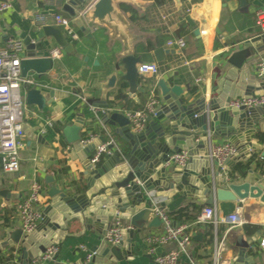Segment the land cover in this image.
<instances>
[{
    "label": "crops",
    "instance_id": "0c3cea01",
    "mask_svg": "<svg viewBox=\"0 0 264 264\" xmlns=\"http://www.w3.org/2000/svg\"><path fill=\"white\" fill-rule=\"evenodd\" d=\"M9 1L12 6L0 13V47H4L11 38L22 42L28 36L34 38L40 29L37 26L40 17L48 16L51 19L47 24L55 25L52 17L56 14L64 15L72 21L78 39L72 40L66 36L69 47L67 50L62 47L63 54L60 59L54 61L53 70L41 79H38L34 72H29L27 77L35 84L22 86L24 100L26 91L32 87L55 90L63 94V108L58 113L63 116V123L55 121L57 115H53L52 107L39 110L33 106L32 112L35 115H28L26 126L32 130L43 126L34 131V134L42 135L45 142L29 139L25 133V146L20 151L21 168L18 173H5L0 159V237L4 235L5 228L22 229L18 207L28 197L32 182L37 181L43 186V194L37 203V208L42 214L50 203V185L45 181L46 176H53L57 188L68 195L85 191V166L80 156L70 153V147L62 134L65 125L72 124L79 117L82 118L83 140H88L94 135L96 140L93 142H112L113 146L119 149L115 155L121 154L128 144L116 134L117 126L104 124L105 115L102 110L109 108L111 111L108 115L141 111L146 109L153 94L157 96L160 106L161 92L157 87L159 80L180 86L186 96L196 98L204 95L209 100L216 96L214 92L218 89V83L233 69L230 60L245 62L249 70L256 73L257 63L263 57L254 54L253 48L247 47L246 43L261 34L256 24V13L264 10V0H247V7H241L238 0H167L162 6H157L154 0H111L110 13L104 17H99L98 13L96 15L94 4L98 0H88L84 7L78 9L82 21L80 26L62 11V1ZM196 31L199 34L196 35ZM177 38H182L187 43L183 51L167 45L169 40ZM44 44V50L38 53L40 57L49 56L53 48L61 47L52 38L46 39ZM159 48L169 50L160 61L154 54ZM128 54L142 59V63L137 65L138 69L142 64H156L159 74L141 75L138 71L139 78L132 88L128 82L120 79V76L126 73L122 59ZM114 73L119 76L117 84L105 95L101 86L105 85ZM197 78H203V82L196 84ZM117 94L121 95V99L119 105L113 107L111 105L115 102ZM49 120L53 122L51 127L47 125ZM44 129L46 133L42 134ZM256 132L252 139L259 140L264 146V141H261L264 140V132L258 133V127ZM213 142L230 143L226 137H213ZM95 150L91 152L90 159ZM109 158H104L99 165ZM258 161H264L259 152L250 160L253 163L246 177L240 178L239 182L264 184V174L256 168ZM201 167L197 164L193 170L199 172ZM148 196L156 199L159 206L163 204L162 209L167 214L188 204L207 206L205 202L208 198L178 194L171 199L157 198L154 192ZM213 205L217 206L218 215L222 218L240 212L244 224L232 227L222 223L216 230L213 227L212 244L205 241V228L193 229L192 243L187 254L181 255L178 264H191V261L195 264H213L216 244L222 249L220 260L233 264L239 251L237 243L246 239L254 241L247 250L249 257L246 258L245 264H264V246L261 245L264 241V204L258 199H247L235 202L216 201ZM253 227L259 229L252 231ZM160 231L162 225L150 228L146 223L131 241L134 244L131 257L127 255L123 261L111 264H155L146 252L143 238L149 232ZM199 232L202 233L201 242L194 240V236ZM101 241L93 223L88 222L83 227L78 221L72 222L67 235L56 244L59 248L56 257L46 264H84L86 252L81 246L91 250L99 246ZM177 249L178 244L170 242L158 248V252L164 254ZM20 255L16 250L2 247L0 264H20L17 260Z\"/></svg>",
    "mask_w": 264,
    "mask_h": 264
},
{
    "label": "water",
    "instance_id": "95a60500",
    "mask_svg": "<svg viewBox=\"0 0 264 264\" xmlns=\"http://www.w3.org/2000/svg\"><path fill=\"white\" fill-rule=\"evenodd\" d=\"M59 1L63 2L62 11L80 26L82 21L78 9L84 7L88 0ZM110 1L98 0L94 4L96 15H108ZM238 2L241 7H247V0ZM195 34L199 32L196 31ZM50 38L66 50L69 47L67 37L59 26H42L34 38L28 36L23 41V77L34 72L41 79L53 70L54 61L51 58L38 56L44 50L45 40ZM246 46L253 48L254 54L264 56V34L251 38ZM168 53L169 50L163 48L154 52L158 61ZM122 63L126 73L120 79L133 88L139 78L137 65L142 63V59L128 54L122 59ZM229 63L233 69L218 83V89L214 92L216 96L209 100L204 95L196 98L186 96L180 86L159 80L157 87L161 92L160 106L155 116L148 117L147 125L141 132L132 130L130 119L123 113L103 116L104 124L117 126L116 134L128 145L121 154L110 157L99 166L91 164L90 154L101 142L87 145L82 142L83 119L79 117L72 124L65 125L62 134L70 147V153L80 156L85 166V191L68 195L57 188L53 176H46L45 181L50 185V203L43 211L40 226L29 234L22 229L5 228L4 235L0 237V248L16 250L21 253L17 258L20 264H32L47 248L59 243L67 235L72 222L78 221L83 227L89 222L95 225L102 239L99 246L90 250L93 253L91 264H111L123 261L127 255L131 257L134 247L131 241L146 223L150 228L161 225L159 217L153 212L149 193L154 192L155 197L168 199L176 194L201 199L208 196L205 202L207 205H213L216 201L235 202L247 199H258L264 204L263 183L239 182L225 175V171L236 164L252 160L257 152L264 159V146L259 140L252 139L257 134L256 127L259 129L258 133L264 132V106L249 109L230 107L231 101L236 99L264 96V77L260 78L252 73L245 62L230 60ZM118 77V74H112L107 83L101 86L105 95L108 90L115 88ZM63 97V94L55 90L32 87L25 93V102L39 110L52 107L53 115H57L55 121L63 123V116L58 115L63 108ZM41 128L32 130L24 125L29 139L44 143L42 135L34 134V131ZM208 130L213 137H226L237 147V156L223 166L217 162L212 165L206 156ZM182 151L192 152L188 164L184 167L169 165L170 158ZM197 164L202 166L199 172L193 170ZM117 212L118 217L129 221L136 231L124 232L122 241L110 246L104 241V236ZM194 240L201 242L202 233H197ZM253 241L254 239H246L237 243L239 251L233 264H245L249 257L247 250Z\"/></svg>",
    "mask_w": 264,
    "mask_h": 264
},
{
    "label": "built area",
    "instance_id": "2783aa9c",
    "mask_svg": "<svg viewBox=\"0 0 264 264\" xmlns=\"http://www.w3.org/2000/svg\"><path fill=\"white\" fill-rule=\"evenodd\" d=\"M12 6L9 0H0V13L7 11ZM48 16L40 17V23L37 24L39 28L48 25ZM55 25L64 30L66 36L72 40H77L78 36L72 27V21L61 14H56L52 17ZM256 24L264 34V10L256 13ZM168 47L177 48L183 51L187 43L182 38L171 39L167 42ZM24 52V44L21 40L11 38L4 47H0V157L3 160L2 169L5 173H18L21 168L20 151L24 148V139L26 137L24 125H26L28 115H35L34 112H29L27 104L22 96V86L34 85V81L28 77H23L21 73V60ZM63 54L62 47H55L50 51L49 56L53 61L60 59ZM141 75H158L159 67L156 64H142L139 69ZM256 74L258 77H264V56L259 60L256 66ZM203 78H197L196 84H201ZM264 106V96H255L250 98H240L231 101L230 107L247 109ZM159 107V100L156 95H152L146 106V109L136 112H129L125 115L131 121V128L135 132H141L147 125L148 117L156 115ZM111 111L106 109L102 113L106 115ZM53 122L49 120L47 125L51 127ZM46 130L42 131L45 134ZM96 140V136L91 135L88 140H83L84 144L92 143ZM207 152L210 163L213 165L217 162L223 166L227 161L234 159L237 154V147L229 142L215 143L213 142L212 132H207ZM119 149L115 148L112 142H103L95 150V153L90 159L91 164L96 167L104 158L114 156ZM192 156L191 151H182L174 154L168 161L169 165H177L184 167L188 164ZM228 171H225L227 175ZM43 194V186L37 181L32 182L29 188L28 197L19 204L18 217L22 224L24 233H32L42 220V213L37 208V203ZM154 214L159 217L162 225V231L157 233L149 232L145 234L143 242L146 246V252L153 258L155 264H178L181 255L187 254L188 247L193 239V226L205 228L206 226H213L214 229L222 224H228L232 227H239L244 224V219L240 212L222 218L218 215L216 205L204 206L197 220L194 224L178 225L168 216V214L159 206L158 201L153 197H149ZM136 228L130 223L124 221L117 216L115 217L111 227L104 236V241L114 246L119 244L124 232H135ZM170 242H176L178 249L160 254L158 248H161ZM264 246V241L261 243ZM81 249L86 252V259L84 264H91L93 253L84 245ZM221 248L216 244L212 257L213 264H232L220 260ZM59 251L58 245L53 244L43 255L33 261L32 264H46L51 262L56 257ZM191 264H195L191 261Z\"/></svg>",
    "mask_w": 264,
    "mask_h": 264
},
{
    "label": "trees",
    "instance_id": "16d2710c",
    "mask_svg": "<svg viewBox=\"0 0 264 264\" xmlns=\"http://www.w3.org/2000/svg\"><path fill=\"white\" fill-rule=\"evenodd\" d=\"M157 6L164 5L167 0H154ZM154 83V82H153ZM195 92V91H194ZM121 99V95L117 94L115 98V102L111 106L116 107L119 105V100ZM142 110V109H141ZM61 129V127H60ZM262 139V138H260ZM262 142L264 140H261ZM253 162H248L247 164L238 163L234 167H232L229 171V177L233 180H239L240 178H245L247 175L248 170ZM257 170L264 174V161H258L256 164ZM203 206H199L196 204H188L176 211L169 212L168 216L174 221V223L178 225L188 224L192 225L196 222L198 215L200 214ZM193 229H200L199 226H193ZM258 227H253L252 231L258 230ZM205 241L207 244H212L213 242V226H206L205 227Z\"/></svg>",
    "mask_w": 264,
    "mask_h": 264
},
{
    "label": "rangeland",
    "instance_id": "374dc122",
    "mask_svg": "<svg viewBox=\"0 0 264 264\" xmlns=\"http://www.w3.org/2000/svg\"><path fill=\"white\" fill-rule=\"evenodd\" d=\"M26 106H27V109H28L29 112H31L32 110H34V107L33 106H29V105H26Z\"/></svg>",
    "mask_w": 264,
    "mask_h": 264
}]
</instances>
